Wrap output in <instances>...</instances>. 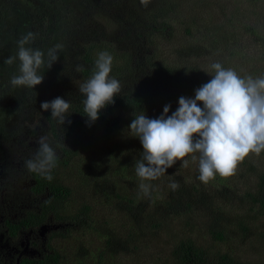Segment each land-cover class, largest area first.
<instances>
[{
  "label": "trees",
  "instance_id": "obj_1",
  "mask_svg": "<svg viewBox=\"0 0 264 264\" xmlns=\"http://www.w3.org/2000/svg\"><path fill=\"white\" fill-rule=\"evenodd\" d=\"M61 26L67 31H60ZM29 32L35 39L26 47L45 53L39 69L44 80L35 89L13 87L10 79L20 74V61L5 63L17 55L18 41ZM178 32L187 40L171 54L158 50L159 40H171ZM59 34L70 40L69 56L59 55L49 69L47 51L58 44ZM104 51L113 57L110 78L120 82L121 91L98 120L89 122L79 85L91 78ZM172 55L178 60L169 64L164 59ZM215 62L242 77H264V0H149L146 6L141 0H0V117L14 113L18 119L10 140L39 132L38 137L47 135L58 157L51 181L27 169L33 181L27 190L29 205L18 220L5 218L13 235L22 228L58 227L49 236L47 251L26 264H67L53 241L89 229L95 204L83 194L85 186L77 177L101 176L103 160L117 168L115 186L104 190L108 195L100 206H112L131 222L121 232L105 230L106 252L116 253L123 241L135 252L164 243L162 264H264L242 261L216 244L234 234H229L234 224L236 231L245 232L253 213L264 218V152L246 157L217 188L198 179L199 154L196 160L186 157V168L177 162L159 179L144 181L152 185L147 196L135 171L143 148L128 130L134 115L158 118L169 104V113L174 112L181 96L194 98L195 90L211 79ZM44 86L57 89L56 97L71 103V123L60 125L51 110L41 108L56 98L42 93ZM6 141L0 130L2 152ZM78 163L82 169L76 168ZM171 182L178 183L177 190L170 188ZM227 203L243 212L248 207L245 217L234 216L224 208Z\"/></svg>",
  "mask_w": 264,
  "mask_h": 264
},
{
  "label": "clouds",
  "instance_id": "obj_2",
  "mask_svg": "<svg viewBox=\"0 0 264 264\" xmlns=\"http://www.w3.org/2000/svg\"><path fill=\"white\" fill-rule=\"evenodd\" d=\"M149 0H141L145 6ZM35 39L29 32L18 41L16 56L5 60L6 64L20 61L19 75H13V87L25 86L35 89L44 76L39 69L45 64V53L40 49L26 47ZM62 44L48 49V68L59 60L58 52ZM113 57L100 52L95 62L96 71L86 82L79 85L84 113L89 122L99 119L100 112L121 91V84L110 78ZM214 75L195 90L194 98L181 96L178 108L169 115L171 105H165L163 114L149 118L141 113L128 126L130 135L139 138L142 144V158L136 162V175L142 181L139 185L144 195H150L152 185L144 181H155L170 168L181 162L188 167L189 159L196 160L199 154L198 179L208 184L217 175L223 178L235 175L241 162L250 154L264 152V77H242L234 69L224 68L221 63L211 65ZM79 71V68L77 69ZM202 104V107H201ZM71 103L62 97L41 104L44 111L51 110V116L60 125L68 120ZM37 150L25 167L51 181L52 169L57 166V154L48 142L47 135L37 140ZM177 182H171L175 191Z\"/></svg>",
  "mask_w": 264,
  "mask_h": 264
},
{
  "label": "rangeland",
  "instance_id": "obj_3",
  "mask_svg": "<svg viewBox=\"0 0 264 264\" xmlns=\"http://www.w3.org/2000/svg\"><path fill=\"white\" fill-rule=\"evenodd\" d=\"M60 29V31H67L63 26H61ZM184 38L182 32H178L171 40L161 39L158 43V50H166V55L171 54L174 48L187 40ZM67 40L66 38L64 40V37L59 34L58 44H62L63 49L59 50L58 55L64 54V59L69 56L71 48L69 43L70 40L68 42ZM141 51L145 50L142 49ZM169 51L170 53H168ZM249 51L251 52V50ZM250 52L248 53L249 55H251ZM176 59L178 60L177 57L172 55L170 58L164 60L169 64H173L176 62ZM41 92L47 93L52 98L57 95V89L50 90L47 86L42 87ZM175 103L178 107V101ZM169 115H171V113H169ZM3 118L4 119L0 117V130H3L8 144L3 143L4 147L1 146V148H3L4 151H0V214L3 218L15 220L23 214V211L29 205L27 190L33 181L28 177L25 161L31 159L37 150L39 132L33 135L27 131L22 133V135L20 133L17 138L13 137L14 139L12 138V140H10L12 132L17 126L18 119L14 113ZM129 148L132 152L136 151L135 145L129 144ZM2 154L5 155L4 158L1 157ZM102 163L104 165V174H101V176L90 178L88 176L79 175V177H77L78 182L85 186L83 194L92 197L90 200L95 204L94 207L96 212L89 229H82L77 232L74 231L67 237L57 238L53 241L54 246L60 251L67 264H162V259L165 258L167 253L164 243L148 245V248L142 247L141 251L135 252L133 246H128L126 242L123 241L120 243L121 245L118 246V251L116 253L106 252L105 242L107 236L104 235V232L107 231L105 230L111 229L114 232H121L119 230L131 226V222L129 223V220L125 217L123 218L115 214L112 206H109V208L100 206L101 200L108 195V192L105 193L106 189L109 190V188L115 186L111 184L115 181V169L117 168L116 164H113L112 161L103 160ZM81 164L82 163H78L76 168L82 169ZM191 169L192 168L188 169L187 172ZM77 172L78 171H74L72 175ZM221 179H223V177L217 175L214 180L210 181L212 185L209 186L217 188L215 186L224 185ZM190 180L191 178H187V181ZM115 192H117V190H115ZM224 208H227L228 211L232 210L234 216H240V214L243 213L244 218L248 207H246L243 212L241 209L238 210L236 207L227 203L224 205ZM181 222L182 221L179 220V224H181ZM124 223H126L125 226ZM179 224L177 223V228H181ZM50 225L44 226L39 233L29 238V246L31 240L33 242L32 246L38 249V245L41 246V244L45 242L47 233L54 228V226ZM246 226V231L240 233L236 231L235 224L232 225L229 234L232 232H234V234L230 235L226 241L216 242V244L224 252L234 255L242 261L254 263L264 262V237H262L264 218L253 213L251 217H248L246 220ZM22 236L21 243L25 245L27 239H24ZM17 248L19 249V253H22V245H19Z\"/></svg>",
  "mask_w": 264,
  "mask_h": 264
},
{
  "label": "flooded vegetation",
  "instance_id": "obj_4",
  "mask_svg": "<svg viewBox=\"0 0 264 264\" xmlns=\"http://www.w3.org/2000/svg\"><path fill=\"white\" fill-rule=\"evenodd\" d=\"M22 215L19 217L21 218ZM9 219L10 221H16ZM7 219L3 218L0 214V264H26L27 260H34L36 258H40L44 252L47 251V242L49 240V236L51 233L57 229L58 227L54 226L46 235L45 242L38 245V249L32 246V241L30 240L31 244L29 246V238L34 237L37 233L44 228V226L40 227L38 230H27L25 228L19 229L16 235H13L12 231L8 229ZM50 225V224H48ZM50 225V226H51ZM47 226V225H45ZM56 227V228H55ZM23 235V236H22ZM21 236L27 239L25 245L21 243ZM19 245H22L23 251L19 253ZM17 246V247H16ZM32 246V248H31Z\"/></svg>",
  "mask_w": 264,
  "mask_h": 264
}]
</instances>
